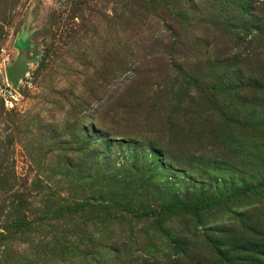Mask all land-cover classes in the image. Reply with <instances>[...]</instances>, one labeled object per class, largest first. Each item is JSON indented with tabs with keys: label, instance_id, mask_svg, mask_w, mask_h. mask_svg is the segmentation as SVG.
<instances>
[{
	"label": "rangeland",
	"instance_id": "374dc122",
	"mask_svg": "<svg viewBox=\"0 0 264 264\" xmlns=\"http://www.w3.org/2000/svg\"><path fill=\"white\" fill-rule=\"evenodd\" d=\"M260 249L264 0H0V264Z\"/></svg>",
	"mask_w": 264,
	"mask_h": 264
},
{
	"label": "trees",
	"instance_id": "16d2710c",
	"mask_svg": "<svg viewBox=\"0 0 264 264\" xmlns=\"http://www.w3.org/2000/svg\"><path fill=\"white\" fill-rule=\"evenodd\" d=\"M259 255H261L263 257V259H264V249H260L259 250Z\"/></svg>",
	"mask_w": 264,
	"mask_h": 264
},
{
	"label": "built area",
	"instance_id": "2783aa9c",
	"mask_svg": "<svg viewBox=\"0 0 264 264\" xmlns=\"http://www.w3.org/2000/svg\"><path fill=\"white\" fill-rule=\"evenodd\" d=\"M8 103V102H7Z\"/></svg>",
	"mask_w": 264,
	"mask_h": 264
}]
</instances>
